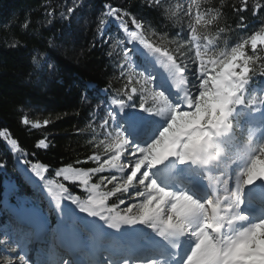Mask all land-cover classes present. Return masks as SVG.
Returning <instances> with one entry per match:
<instances>
[{
    "label": "snow or ice",
    "instance_id": "1",
    "mask_svg": "<svg viewBox=\"0 0 264 264\" xmlns=\"http://www.w3.org/2000/svg\"><path fill=\"white\" fill-rule=\"evenodd\" d=\"M165 2L150 0L147 7L172 17L182 12L192 21L193 67L185 62L184 45L170 49L148 35L144 20L105 5L98 30L114 21L127 39L115 52L123 86L103 116L97 114L93 146L103 155H89L82 163L95 166L86 168L31 164L50 201L84 225L78 239L107 244L103 260L79 259L77 250L88 244L78 243L67 245L55 264H264V87L256 86L264 83V0L233 6L236 28L248 30L245 13L259 24L219 51L224 28L217 25L211 38L199 32L216 24L219 8L191 0L171 10ZM79 6L67 7L65 18ZM48 67L55 69L51 62ZM22 122L42 126L27 117ZM0 137L22 152L8 133ZM37 147L48 144L40 139ZM110 197L118 203L110 205ZM25 246L21 235L0 234L3 264H31Z\"/></svg>",
    "mask_w": 264,
    "mask_h": 264
},
{
    "label": "trees",
    "instance_id": "2",
    "mask_svg": "<svg viewBox=\"0 0 264 264\" xmlns=\"http://www.w3.org/2000/svg\"><path fill=\"white\" fill-rule=\"evenodd\" d=\"M149 2L0 0V132L16 139L22 149V152L10 150L6 138L0 137V165H3L0 167V196L2 185L11 178H20L24 183L19 165L31 175L33 163L47 165L50 170L68 166L86 168L95 166L82 163L89 155L93 152L103 155L102 147L93 146L99 140L94 112L101 102L116 95L117 89L123 86L117 71L119 63L114 55H108L113 50L103 39H98V18L106 11L105 5L125 8L144 20L148 35L171 49L184 45L185 55L188 49H193L188 43L192 21L182 12L172 17L161 9L147 7ZM188 3L191 0H166L164 8L177 10L178 4ZM201 3L202 6L215 5L221 11L216 24L199 28L201 34L210 38L216 37L217 25L225 29L219 37L218 51L238 42L259 24L251 13H245L249 17L248 30L236 28L233 6L239 5L240 0H201ZM73 4L80 6L68 20L66 8ZM33 57L37 62H33ZM49 62L55 65L54 70L49 69ZM24 117L41 122L42 126L33 129L23 124ZM46 119L50 123L44 126ZM40 139L46 140L47 148L37 147ZM99 175L92 182H99ZM21 189L20 186L19 191L12 190V195L21 196ZM101 189L106 191L103 186ZM37 191L35 188L32 193L28 188L26 194L34 195ZM114 203L118 200L110 197L109 204ZM6 222V217L0 216V229Z\"/></svg>",
    "mask_w": 264,
    "mask_h": 264
},
{
    "label": "rangeland",
    "instance_id": "3",
    "mask_svg": "<svg viewBox=\"0 0 264 264\" xmlns=\"http://www.w3.org/2000/svg\"><path fill=\"white\" fill-rule=\"evenodd\" d=\"M105 19H107V17H105ZM129 27L130 28L132 27V25L130 23H129ZM98 39L99 40L103 39V42L107 43L108 47L110 49H112V50L115 49L113 55L116 59V62L120 63V60L115 55V52L121 51L120 45L123 42H125L127 38H126V35L117 27L116 22L113 21L112 23L107 25V28L103 33L98 31ZM128 46L131 47L130 44ZM191 52H192V50L188 49V53L184 56L185 62L188 64L189 68L193 67V64L191 63V58L194 56V52H192V53ZM117 71H118V74L120 76V68L119 67H117ZM110 99L107 100L106 102L100 103L97 106V109L94 112V116H93V122H95V125H96V123H98L97 114L100 117L103 116L104 111L108 108ZM33 123H36V122H33ZM40 124L42 125L41 122H40ZM28 126H30L33 129H39L40 128V127L39 128L32 127L31 124ZM97 132H98V129H97ZM39 148H41V147H39ZM19 171L24 176V178H23L24 183H22L20 178H17V179L11 178L9 181H6L2 185L3 192L0 196V216H4V217H6V220H10L9 216L15 215L16 212H18V210H19L20 212L26 213V215L33 216L34 218L38 217V219H39V217H40L41 219H43V217H44V221L46 222L45 218H47V214H46L47 212H45L41 207L38 208L39 206L35 205V203H38L40 206L47 207L48 209H50L51 213L53 215H55V218L57 219L58 217H57L56 211L53 208L54 202L50 201V198H49L48 194L46 193L45 189L42 188L40 186V184L37 182V180H39V179L36 178L33 173L31 174V176L26 174V172L22 169L21 165H19ZM113 172H114V170H113ZM115 174L119 175L118 173H115ZM29 177H31V179ZM20 186L22 188L21 189V196L17 197V196L12 195V190L17 189L19 191ZM28 188L30 189V192H32V193H33V189H35V188L38 191L34 195L30 194V196H28L26 194V191ZM76 191L79 192L80 189L77 188ZM101 191H102V189H101ZM83 199H86V197H83ZM25 204H26V206H25ZM36 208L39 210H42V213H40L39 210H37ZM50 210H49L48 215L51 214ZM118 210H119V208H118ZM83 216H85V213L80 214V217H83ZM40 221H42V220H40ZM11 228H14V225H7V226L1 228L0 234H2L3 232H5ZM18 232H19V229H16V231H14L13 229H12V231H8L9 234H18L19 235ZM29 248H31V244L29 247L25 246V250L27 251V257L30 258L31 264H39L38 256L35 255L33 257L32 254L30 256V252H29L30 249ZM17 251H19V249H17ZM36 254H38V253L36 252ZM41 263H42V260H41ZM0 264H3L2 259H0Z\"/></svg>",
    "mask_w": 264,
    "mask_h": 264
},
{
    "label": "bare ground",
    "instance_id": "4",
    "mask_svg": "<svg viewBox=\"0 0 264 264\" xmlns=\"http://www.w3.org/2000/svg\"><path fill=\"white\" fill-rule=\"evenodd\" d=\"M35 205L41 207L45 212L48 211V208L47 207L40 206L38 203H35ZM53 205L55 206V204H53ZM25 206H26V204H25ZM26 216H30V215H26ZM31 217H33V216H31ZM36 218H34V219L39 220L38 217H36ZM84 218H86V217H84ZM23 220H26V218L24 216H23ZM40 230H42L43 231V234L44 235H47V236H49V235H51L53 233V229L51 230L49 227H46V226L44 228L40 229ZM8 231H12V229L7 230V232ZM55 231H56V227H55ZM35 246H37V245H35ZM89 248H91V247H89ZM52 249L54 250V247H52ZM55 249L56 250H54L55 252H53V253H48L47 252L48 253L47 254L48 256L46 255L45 252H43L42 255L39 258L40 263H41V260H42V263L41 264H45L46 261L48 262V264H55V262L58 261L60 259L61 255L63 254V252L60 251L59 249H57L56 247H55ZM92 252L95 254V252H96L95 247L92 248ZM99 254H100V252H99ZM98 258H100L99 255H97L96 257H94V258H92V259H90L88 261H98L99 260ZM88 261H86V262H88Z\"/></svg>",
    "mask_w": 264,
    "mask_h": 264
}]
</instances>
